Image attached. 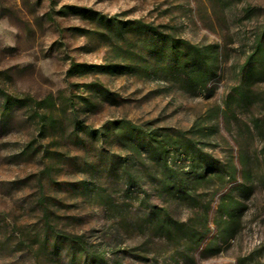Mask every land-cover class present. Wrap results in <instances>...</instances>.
I'll return each mask as SVG.
<instances>
[{
  "label": "rangeland",
  "instance_id": "obj_1",
  "mask_svg": "<svg viewBox=\"0 0 264 264\" xmlns=\"http://www.w3.org/2000/svg\"><path fill=\"white\" fill-rule=\"evenodd\" d=\"M167 36L218 46L210 92L173 67ZM260 39L264 0H0V264L264 263ZM117 121L177 140L179 180L206 156L193 201L167 195L158 161ZM227 194L245 205L236 223L218 210ZM151 206L199 232L207 215L210 233L196 249L162 238ZM216 222L238 224L234 237Z\"/></svg>",
  "mask_w": 264,
  "mask_h": 264
},
{
  "label": "trees",
  "instance_id": "obj_2",
  "mask_svg": "<svg viewBox=\"0 0 264 264\" xmlns=\"http://www.w3.org/2000/svg\"><path fill=\"white\" fill-rule=\"evenodd\" d=\"M145 27V26H144ZM143 30V28H142ZM166 52L170 63L179 73L186 76L192 86L201 92H210V82L216 77L219 69L218 46L200 47L192 44L185 39L173 38L167 36L164 38ZM256 53L260 55V62L264 68V42L260 39L257 43ZM108 66L72 64L69 73H105ZM264 70V69H263ZM105 91V90H104ZM107 97L111 95L105 91ZM243 96V94L241 95ZM116 128L127 134L129 138L134 139V145L139 146V139L145 143L147 154L155 158L164 174L162 187L167 195L181 202L190 203L193 201V194L199 184L207 179L206 166L209 165L206 156L202 158H192L191 164L187 170L185 178L179 180V172L169 166V149H178L182 146L177 145V140L168 138L167 140H158L154 136L143 137L139 128L130 121H117L114 123ZM105 129L113 130V123L106 125ZM137 141V142H136ZM174 141V142H173ZM176 148H175V147ZM185 148V147H183ZM208 164V165H207ZM236 178V169L232 167L231 179ZM245 209V205L234 199L230 194L223 195L218 204V210L221 218L230 219L231 223H236ZM147 221L154 231L162 238L172 239L183 236L188 240L194 249L199 248L204 242L206 236L210 233L207 228V215H205V231L199 232L191 223H185L175 219L169 213L167 208L151 206L147 214ZM215 226L224 238H232L235 235L238 224H221L216 222ZM211 251V255L220 252V247L216 238L210 240L205 248V252ZM264 264V263H250Z\"/></svg>",
  "mask_w": 264,
  "mask_h": 264
}]
</instances>
